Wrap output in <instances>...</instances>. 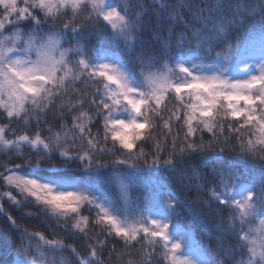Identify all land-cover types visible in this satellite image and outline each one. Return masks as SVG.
Here are the masks:
<instances>
[{"label": "snow or ice", "instance_id": "obj_1", "mask_svg": "<svg viewBox=\"0 0 264 264\" xmlns=\"http://www.w3.org/2000/svg\"><path fill=\"white\" fill-rule=\"evenodd\" d=\"M0 155V200L52 235L0 203L12 264H264V0H0ZM119 168L122 205L99 181Z\"/></svg>", "mask_w": 264, "mask_h": 264}, {"label": "trees", "instance_id": "obj_2", "mask_svg": "<svg viewBox=\"0 0 264 264\" xmlns=\"http://www.w3.org/2000/svg\"><path fill=\"white\" fill-rule=\"evenodd\" d=\"M67 122L71 124L70 116L68 117ZM13 159H15V157H13ZM107 159H111V157H108ZM7 162L8 158L0 155V171H4L2 165ZM236 164L241 169V171H244L248 167V165L242 159H237ZM71 167H75V165H72ZM78 174L81 176L87 175L83 172ZM92 178L96 179V177ZM122 180L125 182L127 181V173L123 170V168H119L116 170L108 169L106 172L102 173L101 177H99L101 187L105 188L109 192L111 197L117 200V202L121 205L123 204V200L121 199L120 187V182ZM162 182V177L158 180V178L153 175L152 171L145 170L135 178L132 187L128 190V195L134 201L138 200V202L143 204L145 193L155 190L156 188H158L159 183ZM6 190H8L7 186L3 185V183L0 182V193H3ZM0 203L4 204L5 211H7L14 219H16L18 223L26 226L30 231H40L45 235L46 238H52L51 232L48 230L46 225L44 223H41L42 218L39 215L35 214L37 212V209L35 207L26 205L23 208H18L14 206L10 201H8L7 198L0 200ZM84 214L87 215L88 212L85 210ZM200 217H203V219L207 221V226H205V224L201 222ZM181 222L186 223L191 230V241L193 248H196L201 243L205 245H207L209 242L215 244V233L211 227V225L215 223L214 217L207 216L203 211L197 213L196 211L181 209ZM57 231L60 232V236L57 238H64L63 231ZM5 232L9 233L13 239L17 240L18 243L19 234L11 228V225L7 221V218L4 216V214L0 213V264H12V262L16 259V246L15 244H12L10 241L6 240V237L4 235ZM65 242L70 244L75 243L77 246H79L80 243L79 240H76L74 242L70 238L65 239ZM156 255L159 256V250H157ZM105 257L107 258V251H105ZM111 259L113 261V264H120L115 254H113ZM128 259L129 257L125 256L123 258V264H126ZM131 259L136 260L137 257L133 256L131 257ZM156 264H165V262L162 259H157Z\"/></svg>", "mask_w": 264, "mask_h": 264}]
</instances>
